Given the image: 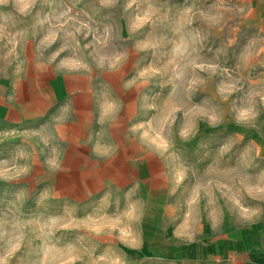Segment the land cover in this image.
<instances>
[{"label": "rangeland", "instance_id": "374dc122", "mask_svg": "<svg viewBox=\"0 0 264 264\" xmlns=\"http://www.w3.org/2000/svg\"><path fill=\"white\" fill-rule=\"evenodd\" d=\"M0 264H264V0H0Z\"/></svg>", "mask_w": 264, "mask_h": 264}, {"label": "bare ground", "instance_id": "6f19581e", "mask_svg": "<svg viewBox=\"0 0 264 264\" xmlns=\"http://www.w3.org/2000/svg\"><path fill=\"white\" fill-rule=\"evenodd\" d=\"M51 82V81H50ZM52 83V82H51Z\"/></svg>", "mask_w": 264, "mask_h": 264}]
</instances>
